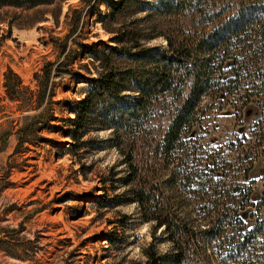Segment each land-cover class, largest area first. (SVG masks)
<instances>
[{"label": "trees", "instance_id": "16d2710c", "mask_svg": "<svg viewBox=\"0 0 264 264\" xmlns=\"http://www.w3.org/2000/svg\"><path fill=\"white\" fill-rule=\"evenodd\" d=\"M63 1L0 0V6L57 3L61 10ZM81 1L85 6L73 10L61 53L68 50L70 35L83 29L86 15L97 14L113 33V44L99 48L104 40H76L96 75L86 64V73L68 67L72 58L55 67L47 61L36 76V107L53 96L49 84L62 71L88 83L70 109L73 115L64 118L69 152L85 147L91 130L109 129L110 136L100 141L117 150L124 166L122 176L112 165L102 177L95 205L136 203L141 219L151 223L152 237L162 233L168 250L151 242L143 264H264V214L252 225L246 220L252 213L246 208L264 213V201H255L253 186L242 180L264 151V0ZM137 11L144 16L115 28L106 25ZM154 38L165 43L149 44ZM205 96L231 99L240 114L257 103L262 116L252 137H237L229 153L204 148L190 125ZM160 117L169 122L162 124ZM119 181L124 190L110 195L108 189L116 191ZM178 197L192 204L194 218Z\"/></svg>", "mask_w": 264, "mask_h": 264}, {"label": "rangeland", "instance_id": "374dc122", "mask_svg": "<svg viewBox=\"0 0 264 264\" xmlns=\"http://www.w3.org/2000/svg\"><path fill=\"white\" fill-rule=\"evenodd\" d=\"M58 6H0V264H143L151 242L161 251H167L170 243L159 230L152 237L151 223L141 219L136 203L97 207L94 201L103 192L102 177L112 165L116 176L124 174L117 150L100 141L111 131L97 127L85 136L90 140L85 147L75 154L68 149L72 140L64 118L73 115L70 109L88 83L62 71L49 84L53 96L47 95L36 107L40 89L36 76L47 61L55 67L72 58L68 67L86 73V64L96 75L92 59L83 55L76 40H104L99 48L104 42L113 44V33L104 29L97 14L86 15L83 29L70 35L68 50L62 54L60 43L69 32L73 10L85 5L81 0H64L61 10ZM101 9L105 10L103 4ZM144 13L137 11L106 25L115 28ZM163 43L162 38L149 42ZM196 111L190 125L193 138L204 148L226 153L237 137H252L262 116L255 102L240 114L231 99L210 96L203 97ZM160 120L164 125L169 122L168 117ZM242 180L253 186L255 201H264V151ZM117 183L116 191L108 189L110 195L124 190L122 182ZM177 201L196 216L188 200ZM246 210L252 212L246 219L249 225L264 214L254 207ZM113 233L116 239H108Z\"/></svg>", "mask_w": 264, "mask_h": 264}]
</instances>
